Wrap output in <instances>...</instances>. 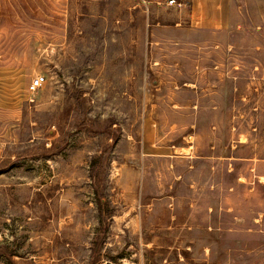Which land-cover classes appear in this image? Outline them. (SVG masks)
<instances>
[{
	"label": "rangeland",
	"instance_id": "374dc122",
	"mask_svg": "<svg viewBox=\"0 0 264 264\" xmlns=\"http://www.w3.org/2000/svg\"><path fill=\"white\" fill-rule=\"evenodd\" d=\"M142 1L0 0V264H264L258 0Z\"/></svg>",
	"mask_w": 264,
	"mask_h": 264
},
{
	"label": "crops",
	"instance_id": "0c3cea01",
	"mask_svg": "<svg viewBox=\"0 0 264 264\" xmlns=\"http://www.w3.org/2000/svg\"><path fill=\"white\" fill-rule=\"evenodd\" d=\"M166 1L167 0H160L158 3L163 4V3H166ZM178 1L181 4L178 12L184 13L185 12L184 9H186L185 14H187V16L192 21H197L199 19L203 20L205 18L210 19V17L206 15V12H209L210 14H213L215 16V15H218L219 12L224 7L223 0H178ZM257 8H258V13L261 18L262 28L264 29V0L257 1ZM213 18H211V20H213ZM216 23H218V21H216Z\"/></svg>",
	"mask_w": 264,
	"mask_h": 264
},
{
	"label": "trees",
	"instance_id": "16d2710c",
	"mask_svg": "<svg viewBox=\"0 0 264 264\" xmlns=\"http://www.w3.org/2000/svg\"><path fill=\"white\" fill-rule=\"evenodd\" d=\"M92 163V162H91ZM99 163V158L97 160H94V163H92L90 165V180H92V185L95 184V168L97 167L96 165H98ZM97 188V187H96ZM94 187L93 189V195H94V198H95V202H96V206H97V210H98V214H99V221H98V224H99V228L103 227V218H104V215H103V207H106L108 208L107 204H103L102 202V196L101 194L99 193V191ZM106 229V228H105Z\"/></svg>",
	"mask_w": 264,
	"mask_h": 264
},
{
	"label": "built area",
	"instance_id": "2783aa9c",
	"mask_svg": "<svg viewBox=\"0 0 264 264\" xmlns=\"http://www.w3.org/2000/svg\"><path fill=\"white\" fill-rule=\"evenodd\" d=\"M142 2L146 3L145 0H143ZM167 4L168 5H174L175 0H168ZM43 81H44V78L41 76H37V77L33 78L31 80V82L29 83V91L35 92V91L39 90L43 84Z\"/></svg>",
	"mask_w": 264,
	"mask_h": 264
}]
</instances>
